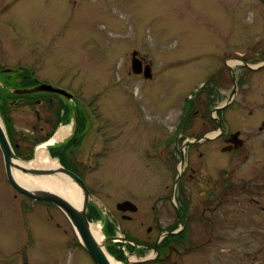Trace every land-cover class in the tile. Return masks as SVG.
<instances>
[{
  "label": "rangeland",
  "instance_id": "rangeland-1",
  "mask_svg": "<svg viewBox=\"0 0 264 264\" xmlns=\"http://www.w3.org/2000/svg\"><path fill=\"white\" fill-rule=\"evenodd\" d=\"M263 47L262 0H0V85L10 82V92L0 87V119L13 145L36 144L34 156L42 146L63 164L74 163L69 153L79 156L87 182L105 195L116 194L120 175L158 184L183 174V144L193 140L184 129L196 122L188 98L201 88L204 104L212 98L209 88H230L224 80L228 56L262 60L250 51ZM134 51L152 63L151 78L144 63L134 72ZM252 74L250 81L264 70ZM41 84L74 96H15L16 88ZM240 87L243 94L247 86ZM252 93L261 99L255 85L253 100ZM60 130L66 134L57 137ZM59 146L61 154L49 152ZM3 158L0 148V264H96L61 214L30 222L5 178ZM97 219L91 216V226L104 232ZM220 253L228 257L221 262H233L232 250Z\"/></svg>",
  "mask_w": 264,
  "mask_h": 264
},
{
  "label": "flooded vegetation",
  "instance_id": "flooded-vegetation-1",
  "mask_svg": "<svg viewBox=\"0 0 264 264\" xmlns=\"http://www.w3.org/2000/svg\"><path fill=\"white\" fill-rule=\"evenodd\" d=\"M250 52L263 59L256 61L236 52L228 56L224 80L231 82L230 88L222 93L209 88L212 98L204 104L198 99L201 88L188 98L193 101L189 114L196 122L184 129L193 140L183 144V174L161 178L158 184L154 180L148 186L138 178L120 175L116 194L105 195V190H96L87 182L82 159L69 153L74 163L64 166L91 191L88 219L99 217L105 238H112L106 249L119 264H224L221 260L228 257H221L220 252L225 250H232L231 264L248 257L251 264H264V74L249 80L250 72L264 70V47ZM142 59L146 66L148 62ZM208 80L217 87L214 76ZM253 85L261 91V99L256 93H252L253 100L249 98ZM240 86H247V93L241 94ZM36 104L43 102L36 99ZM49 120L47 117L46 123ZM206 134L210 138L201 140ZM14 145L20 157L33 158L36 144ZM49 152L61 154V146ZM5 178L15 198L21 196L19 206L30 222L36 223L42 216L53 221L59 213L73 227L56 204L16 190L6 168ZM225 245L232 247L219 248ZM251 246L252 255L244 248Z\"/></svg>",
  "mask_w": 264,
  "mask_h": 264
},
{
  "label": "water",
  "instance_id": "water-1",
  "mask_svg": "<svg viewBox=\"0 0 264 264\" xmlns=\"http://www.w3.org/2000/svg\"><path fill=\"white\" fill-rule=\"evenodd\" d=\"M264 1V0H263ZM137 51L133 52V70L134 72H142L143 71V63L142 60L137 56ZM145 76L146 78H151V65H147ZM15 93L18 94H31L40 91H49L63 94L67 97H72L71 94L67 93L63 89L54 88L48 84H41L35 87L16 89ZM76 124L77 120H76ZM207 138V137H206ZM0 148L4 155V161L6 166L7 177L10 183L13 185L15 189L24 193L34 199L39 200H47L50 201L57 206H59L67 215L69 220L71 221L78 237L80 238L81 243L87 249V251L91 254L93 259L97 264H112L109 260L107 251L105 249V245L112 238L102 240L99 242L91 231V222L87 216V208L90 200L93 198L91 191L86 186L84 181L72 170L58 164L56 167L50 168H40V167H29L24 165L22 162L29 163V161L21 159L16 153L10 142V139L7 135V132L3 126V123L0 120ZM15 169L20 170L24 174L30 175H59L64 180L71 181L74 183L81 191L83 200L80 206H75L70 200H68L63 195L59 194L56 191L42 188V187H32L25 185L17 180L15 177ZM114 239H117L115 237ZM28 264V263H25Z\"/></svg>",
  "mask_w": 264,
  "mask_h": 264
},
{
  "label": "bare ground",
  "instance_id": "bare-ground-1",
  "mask_svg": "<svg viewBox=\"0 0 264 264\" xmlns=\"http://www.w3.org/2000/svg\"><path fill=\"white\" fill-rule=\"evenodd\" d=\"M66 132L61 130L57 133V137H62ZM56 138V137H55ZM54 138V139H55ZM44 146L40 147L37 152L34 160L29 163L22 162L24 165L29 167H40V168H50L58 166L59 162L50 157L48 153L42 149ZM15 177L21 183L32 186V187H42L58 192L59 194L66 197L70 200L75 206H80L82 204L83 196L80 189L71 181L64 180L59 175H30L24 174L20 170L15 169ZM91 231L95 238L101 242L103 240L102 233L95 227L91 226ZM108 254V253H107ZM109 260L112 264H119L108 254Z\"/></svg>",
  "mask_w": 264,
  "mask_h": 264
},
{
  "label": "trees",
  "instance_id": "trees-1",
  "mask_svg": "<svg viewBox=\"0 0 264 264\" xmlns=\"http://www.w3.org/2000/svg\"><path fill=\"white\" fill-rule=\"evenodd\" d=\"M29 139H30V137H29Z\"/></svg>",
  "mask_w": 264,
  "mask_h": 264
}]
</instances>
